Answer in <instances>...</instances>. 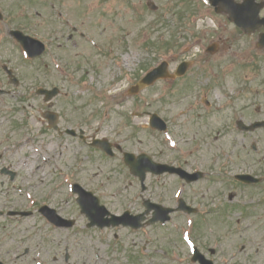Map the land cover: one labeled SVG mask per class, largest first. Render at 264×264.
Instances as JSON below:
<instances>
[{"label": "rangeland", "instance_id": "374dc122", "mask_svg": "<svg viewBox=\"0 0 264 264\" xmlns=\"http://www.w3.org/2000/svg\"><path fill=\"white\" fill-rule=\"evenodd\" d=\"M147 1L0 0L8 27L25 26L30 34H41L51 42L41 59L29 62L9 39L0 49V59L9 61L20 80L16 88L11 85L6 88L11 91L9 94L0 96V152L5 147L8 149L0 166L10 165L18 170L12 185H7L0 176V212L34 211L40 201L49 197V202L59 206L63 214L76 220L70 229L50 231L45 230L49 229L47 223L33 211L18 224L14 223L15 219L0 217V259L9 253L3 262L14 264L9 257L27 249L29 253L17 264H32L35 251H39L36 259L42 264H65L62 260L66 248L72 264H100L99 254L112 253L107 247L105 250L104 246H95L99 238L105 240V232L99 234L85 228L86 219L70 193V181L93 191L112 212L123 209L142 212L140 200L134 199L140 193L138 183L117 156L108 159L76 138L67 135L59 138L54 131L45 129L47 122L41 114L50 105V109L59 113L62 129L71 123H91L92 129H99V135L116 140V127L124 123L122 135L132 133L131 140L125 144L128 149L153 151L168 145L179 149L180 155L192 151L187 158L206 159L209 154L216 158L203 162L212 171L214 181H202L191 189L217 199L218 213L207 221L185 217L131 234L121 230L128 250L120 251L122 247L115 254L117 261L112 260L111 264H126V256L134 264H167L165 253L174 259L177 254L174 248L181 244L180 240L178 246L174 245L178 243L180 228H185L192 240L206 241L209 249L217 239L219 254L235 251L234 262L264 264V181L259 186L232 190L226 174L243 169L264 177V129L249 140V145L252 141L257 143L258 150L246 152L232 144L224 128L234 111L227 94L233 95L245 121L264 119V49L254 44L257 32L246 35L234 27L225 13H215L207 5L202 6L203 0H152L157 5L154 11L148 9ZM69 22L93 36V42L98 41L101 48L89 47L85 39L74 34L71 37ZM167 42L171 44L164 46ZM214 42L218 44L217 51L205 53V48ZM192 55L206 57L195 60L192 72L184 78L194 81L192 94H186L188 90L178 92L179 82L167 91L166 83L159 81L144 89L138 99L127 93L134 74L140 73L143 66L163 57L178 60ZM52 85L61 91L48 104L35 91L40 86ZM109 90L116 96L109 95ZM203 95L211 102L210 109L202 103ZM108 104H113V110H108ZM120 111L127 112L128 117L137 111L138 116L132 119L134 129L125 124L127 119ZM150 111L170 120L173 139L164 140L162 134H154L139 125L147 123ZM3 123L23 125L13 130L4 128ZM23 131L34 136L23 135ZM169 156L178 155L169 153ZM242 158L244 163L240 162ZM232 160L234 164H230ZM166 179L171 182L174 177ZM151 181L148 177L147 184ZM230 191L237 195L227 208ZM27 201H35V205L30 207ZM184 243L182 250L187 262L182 264H188L190 250ZM241 245L244 249L237 250ZM144 246L149 256L141 251Z\"/></svg>", "mask_w": 264, "mask_h": 264}, {"label": "flooded vegetation", "instance_id": "af4514ba", "mask_svg": "<svg viewBox=\"0 0 264 264\" xmlns=\"http://www.w3.org/2000/svg\"><path fill=\"white\" fill-rule=\"evenodd\" d=\"M192 82L190 80H186L182 82V85H191ZM78 124V123H77ZM127 125H133V123H126ZM168 126V123H167ZM236 126V123H235ZM69 127H77L80 130L83 131V133H85L86 130L89 129V124L85 123V127L78 125V126H74L73 123L69 124ZM125 126L124 125H120L119 127H116L115 130V135H117V137H121L122 135V130ZM227 136L234 138L237 137L238 139H241L242 141L247 139L249 137L248 133H243L241 132L237 127L236 130L234 129V125L233 123H228L227 125ZM82 133V135H83ZM94 136V135H93ZM79 138V136H78ZM80 139V138H79ZM130 137L127 138H123L121 140V142H116V141H111L112 143V148H113V156H115V154H119L122 156L123 150L122 147L125 144L126 140L130 141ZM83 141V140H82ZM84 143L88 144L86 141H83ZM118 145L121 147V149L118 148ZM242 150H244L246 148L245 144H242ZM167 151V150H166ZM155 161L157 162H162V163H171L172 165L175 166H183L187 169H190L191 171H196L195 166L198 165L196 162V160L192 159V158H182V157H171L168 156L169 154L165 153L163 150L156 148L155 150H153L152 152H150L149 154ZM180 155V154H178ZM121 162V161H120ZM201 165V164H199ZM167 176V175H164ZM207 176H209L207 174ZM183 183V182H182ZM153 185L149 186V200L152 203L155 204H162L165 206H169V207H177L178 203H179V199L182 197H176L175 195H170V188L165 185L166 181L164 179L160 180V181H155L153 180L152 183ZM191 190V188L189 189ZM181 192H184L183 190H181ZM195 191H189L188 196L186 198H183L185 201H187L189 204H191V202L193 203L192 205L197 208V212L194 214L195 216H197V218L199 219H204L209 217L212 214V205L213 202H215V198L213 197H205L204 195H197L195 194ZM198 194H201V191H199ZM153 207H151V212L150 214H152L154 211L152 210ZM173 216H184L187 215L184 212H174L172 214ZM114 230V229H112ZM113 237L116 239L118 237V234L114 231L113 232ZM97 243L101 246V247H107V243L104 244L102 240H97ZM118 250V246L117 248L111 247L110 252H116ZM115 254L114 253H108L107 251H105L104 256H102L101 260H100V264H111L112 260H115V258L113 257ZM117 260V259H116Z\"/></svg>", "mask_w": 264, "mask_h": 264}, {"label": "water", "instance_id": "95a60500", "mask_svg": "<svg viewBox=\"0 0 264 264\" xmlns=\"http://www.w3.org/2000/svg\"><path fill=\"white\" fill-rule=\"evenodd\" d=\"M220 1L227 2L228 3L227 8L233 7L234 9L237 10V12L240 15L245 14V12H243L244 10L245 11H248L242 5L231 4L230 0H220ZM242 18L243 17L238 16V17H236V20H238L241 24H243L244 20H242ZM49 95L51 96V95H53V93H49ZM141 179L143 180V177H141ZM74 190H76V191L78 190L79 191L80 197H79L78 200L86 203L89 211H92V208L90 207L89 203L94 204V205H97V200L96 199L89 201V198H90V196H92V194L91 193H87L81 187H79L77 185L74 186ZM94 216L90 215V218L93 221H96V222L100 221V217H98L97 215H94Z\"/></svg>", "mask_w": 264, "mask_h": 264}, {"label": "snow or ice", "instance_id": "6c2138e0", "mask_svg": "<svg viewBox=\"0 0 264 264\" xmlns=\"http://www.w3.org/2000/svg\"><path fill=\"white\" fill-rule=\"evenodd\" d=\"M185 238H187V237H185Z\"/></svg>", "mask_w": 264, "mask_h": 264}]
</instances>
